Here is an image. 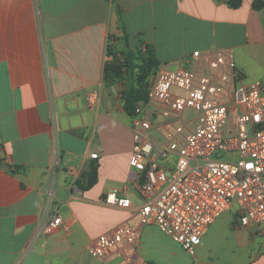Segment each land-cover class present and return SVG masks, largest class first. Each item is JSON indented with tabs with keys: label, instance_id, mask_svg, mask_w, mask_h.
I'll list each match as a JSON object with an SVG mask.
<instances>
[{
	"label": "crops",
	"instance_id": "1",
	"mask_svg": "<svg viewBox=\"0 0 264 264\" xmlns=\"http://www.w3.org/2000/svg\"><path fill=\"white\" fill-rule=\"evenodd\" d=\"M254 1L0 0V264H264V224L237 228L233 213L209 227L191 261L156 239V226H139L131 116L122 84L103 81L107 50H124L125 37L131 50L152 46L159 66L229 50L247 82L263 79L264 9ZM52 168L62 224L34 239ZM112 190L131 208L105 205ZM121 223L137 242L92 257L94 241Z\"/></svg>",
	"mask_w": 264,
	"mask_h": 264
},
{
	"label": "built area",
	"instance_id": "2",
	"mask_svg": "<svg viewBox=\"0 0 264 264\" xmlns=\"http://www.w3.org/2000/svg\"><path fill=\"white\" fill-rule=\"evenodd\" d=\"M230 116L235 132L221 136ZM131 131L139 226H156L194 257L209 227L228 211L237 228L264 224V81L247 82L229 50L194 51L186 67L158 66L147 98L135 106ZM55 181L52 168L34 239L62 224L57 208H51ZM103 201L118 209L132 206L116 190ZM137 240L138 230L121 223L100 235L89 253L105 259Z\"/></svg>",
	"mask_w": 264,
	"mask_h": 264
},
{
	"label": "trees",
	"instance_id": "3",
	"mask_svg": "<svg viewBox=\"0 0 264 264\" xmlns=\"http://www.w3.org/2000/svg\"><path fill=\"white\" fill-rule=\"evenodd\" d=\"M238 3L239 0H230L232 6H237ZM253 8L262 10L264 4L259 0H255ZM115 10L119 26L123 30L119 6L116 5ZM124 39V50L114 52L108 48L107 54L110 59L105 62L103 67V81L106 84L117 82L122 84L120 95L123 102V111L132 116L136 104L147 98L150 78L159 65L155 59L152 46L143 45L142 48V45H140L136 50H131L126 42V37Z\"/></svg>",
	"mask_w": 264,
	"mask_h": 264
},
{
	"label": "rangeland",
	"instance_id": "4",
	"mask_svg": "<svg viewBox=\"0 0 264 264\" xmlns=\"http://www.w3.org/2000/svg\"><path fill=\"white\" fill-rule=\"evenodd\" d=\"M258 81H264V78ZM191 116V112L187 111L184 114V119H188ZM228 132L234 133L235 132V124H234V118L232 116H230L229 121L226 123V125L221 129L220 131V135L224 136L226 135ZM229 214H232L231 211H228L225 213L224 217H222L223 215H221L219 218H225L226 216H229ZM155 232V237L156 239H158L159 241H163L165 244H167L170 248H172L178 255L179 257H183L188 258L189 261L192 260L191 256L185 252L177 243H175L170 237H168L167 235H165L164 233H162L157 227H155L154 229ZM196 252V250H195ZM231 252H233V250L231 249ZM190 258V259H189Z\"/></svg>",
	"mask_w": 264,
	"mask_h": 264
}]
</instances>
